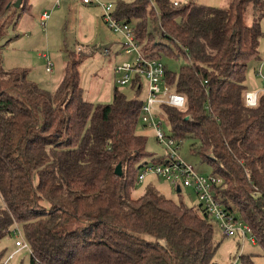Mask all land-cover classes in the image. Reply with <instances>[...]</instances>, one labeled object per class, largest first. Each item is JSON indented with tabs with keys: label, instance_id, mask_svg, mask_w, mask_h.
Segmentation results:
<instances>
[{
	"label": "trees",
	"instance_id": "trees-1",
	"mask_svg": "<svg viewBox=\"0 0 264 264\" xmlns=\"http://www.w3.org/2000/svg\"><path fill=\"white\" fill-rule=\"evenodd\" d=\"M14 1L0 0V34L12 19ZM22 3L26 0L16 9ZM110 5L111 16L128 26L141 55L160 62L162 82L184 97L181 108L158 104L166 135L178 145L190 141L189 151L221 179L210 186L215 199L249 227L250 238L233 239L240 252L228 264L235 258V264H252V254H241L244 241L264 255L260 67L262 87L254 105L244 103V93L249 62L261 61L264 0H229L220 7L195 0ZM44 21L39 18L42 28ZM115 33L121 48V34ZM105 49L103 56L111 54ZM78 55L71 53L53 91L29 80L22 68L4 69L0 60V239L16 224L28 245V264H214L219 243L198 200L194 206L173 201L151 182L134 194L141 184L138 170L165 157L164 148L161 155L148 152L138 132L151 129L140 118L145 78L132 73L124 85L135 95L127 98L115 86L112 70L110 101L90 102L79 84L78 66L86 55ZM180 57L184 62L175 72L162 61ZM169 187L178 194L188 189Z\"/></svg>",
	"mask_w": 264,
	"mask_h": 264
},
{
	"label": "rangeland",
	"instance_id": "rangeland-1",
	"mask_svg": "<svg viewBox=\"0 0 264 264\" xmlns=\"http://www.w3.org/2000/svg\"><path fill=\"white\" fill-rule=\"evenodd\" d=\"M55 0H26L19 8H11L13 15H10L8 23L0 34V60L4 69L22 68L27 72V78L36 83L40 88L53 91L62 79L66 63L70 60L71 53L78 54L88 52L94 48V55L84 59L78 66L79 84L84 90L85 98L93 103H108L110 101V92L113 85L111 77L113 61L110 56H103V50L108 48L109 44L120 40V36L110 31L107 25L102 21V10L97 5H88L90 7L85 11L80 0H58V7L55 8L50 19L42 28L39 22V16L43 10H49L50 5ZM102 3L114 4L116 1L130 2L132 0H99ZM180 3L188 0H177ZM211 6H226L229 0H195ZM26 9V10H25ZM42 11V12H41ZM41 12V13H40ZM17 14L19 17L17 18ZM261 30L263 36L259 41L258 55L259 60L264 58V18L261 21ZM124 54L122 52L116 58L115 63L122 61ZM79 56V55H78ZM130 57V56H129ZM129 58L128 60H130ZM167 69L175 72L178 65L184 62L182 57L176 59L162 58ZM260 64L256 60L249 62L247 66L246 85L247 91H255L262 87V80L258 74L264 76V60ZM47 62L51 64V71L46 72ZM259 64V65H258ZM116 87L127 97L132 98L135 91L129 86ZM145 89L141 90L139 97L143 96ZM162 129L167 133L165 125ZM138 132L146 138V150L156 155H161L163 147L156 142L151 129L138 128ZM189 140L179 143L178 153L194 170L206 176L212 172L211 166L200 157L189 151ZM151 182L156 189L166 198L173 201L182 200L187 206H194L197 198L194 192L188 189H182L178 194L171 189L162 179L156 180L148 174L137 185L134 194L140 193L143 186ZM214 240L219 246L214 254L213 261L216 264H228L234 255L240 250L237 249V241L224 240L221 237L217 225L213 224ZM14 237L10 234L0 239V253H2L0 264L5 258L15 250ZM237 251V252H236ZM241 254H252V264H264V255L261 248L256 244L244 241ZM29 253L26 250H20L15 253L7 264H28Z\"/></svg>",
	"mask_w": 264,
	"mask_h": 264
},
{
	"label": "built area",
	"instance_id": "built-area-1",
	"mask_svg": "<svg viewBox=\"0 0 264 264\" xmlns=\"http://www.w3.org/2000/svg\"><path fill=\"white\" fill-rule=\"evenodd\" d=\"M82 2H90L91 0H80ZM174 4H176L174 2ZM102 17L104 22L113 31L121 34L122 54L130 56V60H122L115 63L112 70L116 76L115 82L118 85L126 84L133 72L141 74L146 80V94L143 102L140 105L141 122L153 130L155 140L165 150V157L161 162H149L144 164L136 175V182L140 183L148 174L157 175L166 180L172 187H187L190 188L197 197L203 210L207 213L210 220L215 223L220 230L221 237L224 240H233L235 237L240 239L250 238L249 227L234 218L233 214L225 210L218 200L215 199L210 190V186H214L220 182V177L217 174H207L202 176L198 174L193 166L186 162L178 153V143L171 137H168L162 129L160 118L164 116L158 111V104L166 103L174 107L181 108L184 104V97L171 91L161 80L162 67L156 59L145 58L139 52L134 44V39L131 30L126 24H120L110 14V4H101ZM41 21L48 18L47 12H42L39 15ZM107 49L103 53L107 54ZM45 71H51V64L47 62ZM264 91V76H262ZM260 90V89H258ZM246 91L244 93V103L246 105H254L256 102L257 91ZM10 234L14 237L15 250L11 252L2 264H5L7 259L19 250H28V245L22 238L19 228L13 224ZM236 263V258L232 264Z\"/></svg>",
	"mask_w": 264,
	"mask_h": 264
},
{
	"label": "crops",
	"instance_id": "crops-1",
	"mask_svg": "<svg viewBox=\"0 0 264 264\" xmlns=\"http://www.w3.org/2000/svg\"><path fill=\"white\" fill-rule=\"evenodd\" d=\"M81 3V2H80ZM82 4V6H84V9H85V11H87L88 10V8H85V7H90V6H88L89 4H84V3H81ZM58 0H55L51 5H50V9L47 11V10H43V11H46V12H48V18L44 21V28L43 29H45V25H46V23H47V21L50 19V16H51V13H52V11L55 9V8H57L58 7ZM101 9V8H100ZM42 12V11H41ZM40 12V13H41ZM39 16V15H38ZM110 31H112V30H110ZM113 32V31H112ZM115 33V32H114ZM115 34H117V33H115ZM118 35V34H117ZM116 41H114V42H112L111 44H109V46H108V48L110 49V52H111V54H108V56H110L108 59L109 60H111V61H113V65L115 64V60H116V58L120 55V47H119V45H118V43H115ZM94 48L92 47V48H90L89 50H88V52H84L85 53V55H86V58H88V57H90V56H92V55H94ZM106 56V55H105ZM122 58H124V59H122V60H128L130 57L129 56H127V55H123V57ZM112 65V66H113Z\"/></svg>",
	"mask_w": 264,
	"mask_h": 264
},
{
	"label": "water",
	"instance_id": "water-1",
	"mask_svg": "<svg viewBox=\"0 0 264 264\" xmlns=\"http://www.w3.org/2000/svg\"><path fill=\"white\" fill-rule=\"evenodd\" d=\"M19 2H20V0H15V1L13 2V6H14V7H17V6L19 5ZM114 172H115L117 175H119V174L121 173L120 165H119V164H117V165L115 166V168H114ZM214 264H216V263H214Z\"/></svg>",
	"mask_w": 264,
	"mask_h": 264
}]
</instances>
